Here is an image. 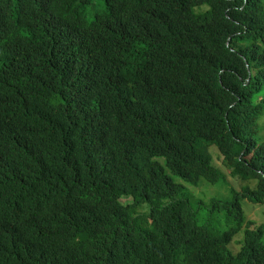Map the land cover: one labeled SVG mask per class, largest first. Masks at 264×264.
<instances>
[{
  "label": "trees",
  "instance_id": "1",
  "mask_svg": "<svg viewBox=\"0 0 264 264\" xmlns=\"http://www.w3.org/2000/svg\"><path fill=\"white\" fill-rule=\"evenodd\" d=\"M262 117L264 0H0V264H264Z\"/></svg>",
  "mask_w": 264,
  "mask_h": 264
},
{
  "label": "rangeland",
  "instance_id": "2",
  "mask_svg": "<svg viewBox=\"0 0 264 264\" xmlns=\"http://www.w3.org/2000/svg\"><path fill=\"white\" fill-rule=\"evenodd\" d=\"M260 124L262 131L260 132L261 136L264 135V117L261 118ZM264 137V136H263ZM215 163L220 166L223 171L227 174L230 184L217 183L213 184L205 181L201 184L200 187H193L195 195L208 199L212 196H218L219 198H229L232 197V188L235 187L238 191H242L243 185L234 181V178L230 175V169L223 164V161L220 157H215ZM243 208L247 218L256 224H264V204L254 203L248 199L243 200ZM243 236V232L239 233L238 237ZM232 249L238 251L239 243L236 240V243H233Z\"/></svg>",
  "mask_w": 264,
  "mask_h": 264
}]
</instances>
